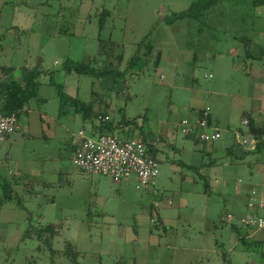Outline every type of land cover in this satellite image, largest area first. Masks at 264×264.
I'll return each mask as SVG.
<instances>
[{"label": "rangeland", "instance_id": "1", "mask_svg": "<svg viewBox=\"0 0 264 264\" xmlns=\"http://www.w3.org/2000/svg\"><path fill=\"white\" fill-rule=\"evenodd\" d=\"M195 1L0 0V65L15 67L14 78L24 66L54 72L62 92L108 115L120 138L142 131L158 163L148 188H137L134 175L115 183L74 167L78 132L93 131L97 118L90 124L61 109L50 75L41 73L40 99L19 115L32 138L0 164V264H264V236L239 229L242 242L225 219L264 214V149L248 153L252 137L241 123L252 117L264 130V110H254L260 103L264 109V82H257L264 80V55L249 64L238 40L264 35V5L254 11L249 0L224 2L201 19L164 24L163 17ZM102 11L109 16L99 30ZM134 53L141 62L120 79L62 70L71 59L122 72ZM204 108L221 133L212 144L184 137L178 125L183 118L194 122ZM244 137L248 154L226 156L233 139ZM5 152L0 143L1 160ZM209 159L214 164L200 172L204 190L181 163ZM23 167L44 176L21 189L13 180ZM48 225L52 232H42Z\"/></svg>", "mask_w": 264, "mask_h": 264}, {"label": "trees", "instance_id": "2", "mask_svg": "<svg viewBox=\"0 0 264 264\" xmlns=\"http://www.w3.org/2000/svg\"><path fill=\"white\" fill-rule=\"evenodd\" d=\"M49 1H55V0H44L43 3L49 2ZM235 0H199L192 2L187 9L177 12V13H171L170 15L163 17V22L165 25H171L176 21L179 20H192V19H201L203 15L208 13L212 7H215L221 3L224 2H234ZM253 10H257L259 7L264 5V0H249ZM205 13V14H204ZM109 16V13L107 11H102L99 14V19H98V28L99 30L102 28L104 24V20L106 17ZM240 43H242V49L244 53V57L251 61V62H257L260 61L263 58L264 55V45H256L251 42V40L247 37H242L238 39ZM98 44L101 45V39L98 38ZM253 44L254 47H258L259 50L256 52V49L251 47ZM140 45H137L136 51L140 49ZM102 49V45L100 46ZM151 45L147 46V50H150ZM141 62V58L137 56L136 53H134L125 68L122 72L117 70V69H110V68H102V69H97L94 66H91L89 63H83L80 61H73L71 59H66L62 63V70L65 73H75V74H83L87 76H92L96 79H108V78H122L124 77L123 75L126 74L131 68L136 65L137 63ZM41 73H47L50 75L49 77V84L56 90V96L58 97L60 108H65L68 106L69 108L73 109L74 113L80 115L82 121L86 122L89 121L93 122V119L97 118L98 124H96V127H94L92 131L93 137L98 136L100 134H109V133H114V131L120 129V127L117 124L111 123L109 121H103V120H98V117H103L105 114H99L97 112H94L92 110L91 104H87L85 102L80 101L76 97H71L65 95L61 87L54 83L53 81V74L54 72H48L46 70H42L40 67H35L32 69H24L23 70V76H22V83H18L16 81H9V82H4L0 83V109L2 113L4 114H10V113H15L18 115L20 111L23 110V108L27 105L29 100L35 99L38 96L37 93V88H38V78L41 75ZM202 109L198 112V117L201 115ZM210 123V119H209ZM133 124V122H127L124 125L129 126ZM240 133H244L245 131L252 137V146L249 147L247 151L248 153H260L262 149H264V141L260 140V138H264V130L262 128H259L257 126H254V121L252 117H249V120H247L246 123V130L243 131L241 129H238ZM141 136L139 137L140 140L146 145L147 147V152L149 155L155 158V154L157 149L155 146L150 144L149 142L146 141L144 135L142 134V131H140ZM243 135V134H242ZM260 137V138H259ZM195 138V137H194ZM196 141L201 142L198 138H195ZM235 142H239V140H235ZM203 144H206L204 142H201ZM212 144V143H211ZM232 144L228 146L225 151V155L234 158L232 154ZM252 151V152H251ZM246 152V154H248ZM241 155L240 157H237L235 159L242 160L245 155ZM156 159V158H155ZM157 161V159H156ZM182 166L193 172L194 174L197 175L199 180H202L203 182V188L204 190H207V181L204 175L200 174L201 169L204 167H208L214 164V160L209 159L208 162L206 163H201L198 166H194L191 164H183L181 163ZM2 186V184H1ZM4 191L2 194H5L6 188L1 187ZM13 199V198H12ZM258 214V213H257ZM259 215H263L259 213ZM230 230L232 233H235L242 242H244L245 237L241 236L239 233V229H244L234 223L230 224ZM53 227L48 225L42 229V232L49 231L50 233L52 232ZM245 230V229H244ZM41 232V233H42ZM40 233V234H41ZM41 236V235H40ZM48 246V245H47ZM69 252V253H68ZM51 253V252H50ZM70 255L72 259L74 260L75 254H73L72 251H67V255Z\"/></svg>", "mask_w": 264, "mask_h": 264}, {"label": "built area", "instance_id": "3", "mask_svg": "<svg viewBox=\"0 0 264 264\" xmlns=\"http://www.w3.org/2000/svg\"><path fill=\"white\" fill-rule=\"evenodd\" d=\"M209 119V109L204 108L194 122L183 118L178 125L183 135H191L201 142L211 144L221 137V133L218 128L211 127ZM98 120L108 121L109 116H99ZM241 123L246 125L247 120L244 119ZM16 127V114H4L0 109V143L4 142ZM249 140L244 137L242 142L245 144ZM71 162L85 174L106 176L115 183L134 175L138 180L137 188L152 187L158 176V163L148 154L147 147L140 138L132 136L120 138L115 133L93 137L79 131ZM248 207L253 206L250 204ZM225 219L231 224L244 228L247 232L260 233L264 236V214L235 216L228 213Z\"/></svg>", "mask_w": 264, "mask_h": 264}, {"label": "crops", "instance_id": "4", "mask_svg": "<svg viewBox=\"0 0 264 264\" xmlns=\"http://www.w3.org/2000/svg\"><path fill=\"white\" fill-rule=\"evenodd\" d=\"M246 37L249 38L253 44H256V45H264V35L262 37L259 36L260 38L259 37H256V39L250 37L249 35L246 36ZM248 63L251 64L252 62L248 60ZM24 69H31V68L24 66L22 68L21 75L18 76L17 78L16 77L14 78V75L13 74L16 71L15 70V67H13L10 63H7V62L3 63V65H0V83L9 82V81H16L18 83H22V76H23V70ZM192 80H194V79H192ZM257 82H260V84L263 85L264 80L257 81ZM37 98H38V96H37ZM38 99H40V98H38ZM259 109H261L262 111L259 110ZM254 110H256L255 112H257V113L259 111H261L263 113V110H264L263 109V103H260L259 104V108H256ZM27 111H28V108H27V105H26L23 108V110L20 111L18 113V115H16V118H17V127H16L15 131L11 135H9L5 139L4 142H2V143H5L6 144L7 152H5V157L2 158V160L0 159V164L1 163L5 164L9 160H11L8 155L11 152V150H13V148L15 146H17L18 144H21V142L22 143L23 142H26V141H28V140H30L32 138V136L30 134V126L29 125H25V124L24 125L23 124H20V119H19V115L21 113H26ZM251 112H254V111H251ZM210 125H211V122H210ZM39 128H40V132H42L43 130L41 129V126ZM87 135H90L91 136L92 135V131H90L89 133L87 132ZM184 137H188L192 141H195V138L193 136H191V135H184ZM243 145H245V146L247 145L248 146V144H243V142L241 140H239V142H235V140L233 139V141H232V146H233L232 147V154H233L234 158H237V157H240L241 155H243L244 152L242 151V149H244L243 147H245ZM73 148H74V150L76 149V144L73 146ZM225 149H224V152L226 153ZM208 151H209V149H208ZM197 154L199 155L198 152H197ZM198 165H199V162L197 164H195V166H198ZM24 168L25 167L20 168V169L18 168V170L16 171L17 174L15 175V178L13 180V181L20 180L21 189L24 188V187H26V186H29L30 187L32 185H37L35 178L44 176L43 173H42L43 171H41V170H40L39 173H34L32 175L31 174H28V173L25 174V169Z\"/></svg>", "mask_w": 264, "mask_h": 264}]
</instances>
